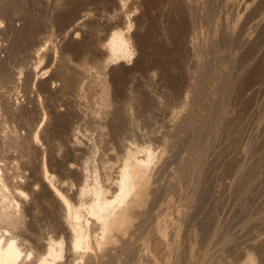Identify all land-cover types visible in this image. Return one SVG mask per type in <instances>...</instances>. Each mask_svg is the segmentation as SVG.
Returning a JSON list of instances; mask_svg holds the SVG:
<instances>
[{
  "label": "bare ground",
  "instance_id": "bare-ground-1",
  "mask_svg": "<svg viewBox=\"0 0 264 264\" xmlns=\"http://www.w3.org/2000/svg\"><path fill=\"white\" fill-rule=\"evenodd\" d=\"M0 264H264V0H0Z\"/></svg>",
  "mask_w": 264,
  "mask_h": 264
}]
</instances>
